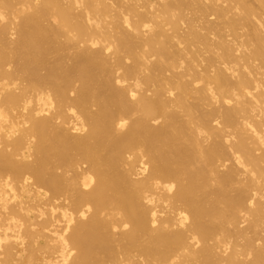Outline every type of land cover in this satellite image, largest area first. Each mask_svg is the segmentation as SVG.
Listing matches in <instances>:
<instances>
[{
	"label": "bare ground",
	"instance_id": "1",
	"mask_svg": "<svg viewBox=\"0 0 264 264\" xmlns=\"http://www.w3.org/2000/svg\"><path fill=\"white\" fill-rule=\"evenodd\" d=\"M0 264H264V0H0Z\"/></svg>",
	"mask_w": 264,
	"mask_h": 264
},
{
	"label": "rangeland",
	"instance_id": "2",
	"mask_svg": "<svg viewBox=\"0 0 264 264\" xmlns=\"http://www.w3.org/2000/svg\"><path fill=\"white\" fill-rule=\"evenodd\" d=\"M44 24L45 25H49L50 24V21H47ZM237 32H238V34H242V35L245 33V31L242 30V29H239ZM71 52L72 51H69V52L66 51V52H64V54L66 55V57L63 59V64L66 65V66H69L71 64V61L68 59V55ZM56 58H57L56 54L53 51H50V53L46 56V60H45L46 61V64H45L46 66L39 71V74L40 75H44L45 74V69L47 67L51 66L52 64H54L55 61H56ZM15 65H16V63H12L11 64V68H10L11 71L14 70ZM14 80H15V83L17 84V86H22V85L25 84V82L23 81V77L20 74L16 75ZM76 86H78V84H76ZM154 87H155V85H154ZM154 87H152L151 89H154ZM196 97H197V95L194 94V91H193L192 94H190L189 97H188V102L190 104H192V105L197 104L198 101L196 100ZM214 108H215V106H213V105L212 106L201 105V108L199 107L198 111H196L195 116H198L200 112L209 111V110L214 109ZM175 113H176V115H177V117H178L179 120H182V121H185L186 120V118L184 117V114L180 110H175ZM218 165H219V163H218ZM225 165H226V168H218L219 174L226 173L228 171H236V166L234 165V162L231 159H228L227 162L225 163ZM62 170L63 169H59L57 171V173H60V171H62ZM70 174H73V172L71 171ZM235 181L236 182L237 181L244 182L245 181V177L238 175V176H236V180ZM213 187H215V186H213ZM236 187H238L237 184L233 186L234 189ZM232 194H234V192H232ZM243 226H245V225H241L240 227H243ZM228 229L232 233L236 232V229H235L234 226H230V227H228ZM260 230L261 229H259V231ZM245 231H246L248 237H252V233L249 232V231H247L246 228H245ZM231 241L233 243L238 242L239 244H243L244 243V240L242 238H235L234 237V238L231 239ZM209 244H213V243L212 242H209ZM134 254L136 255V253H134ZM133 259L135 261L138 260L136 258H133Z\"/></svg>",
	"mask_w": 264,
	"mask_h": 264
}]
</instances>
